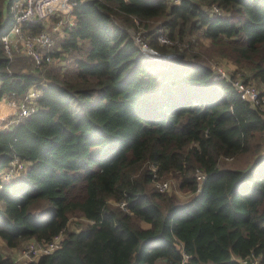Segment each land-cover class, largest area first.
Segmentation results:
<instances>
[{
    "label": "trees",
    "instance_id": "trees-1",
    "mask_svg": "<svg viewBox=\"0 0 264 264\" xmlns=\"http://www.w3.org/2000/svg\"><path fill=\"white\" fill-rule=\"evenodd\" d=\"M15 1L0 8V100L33 85L41 96L33 113L0 127L6 245L64 234L33 264H241L251 256L264 264V109L185 51L201 32L247 67L264 95V0H78L55 53L74 55V74L65 76L48 64L12 69L1 36ZM116 16L160 18L173 43L159 46L151 29L161 56L144 53ZM244 154L254 157L247 168L221 162ZM14 158L27 169L3 182ZM168 176L192 196L159 190L155 181ZM40 198L51 205L44 217L34 211ZM73 213L91 222L70 230ZM8 261L0 250V264Z\"/></svg>",
    "mask_w": 264,
    "mask_h": 264
},
{
    "label": "built area",
    "instance_id": "built-area-1",
    "mask_svg": "<svg viewBox=\"0 0 264 264\" xmlns=\"http://www.w3.org/2000/svg\"><path fill=\"white\" fill-rule=\"evenodd\" d=\"M178 1V0H177ZM78 0H17L11 5L10 12L13 16V23L9 30L1 36L4 52L6 56L13 61V54L15 52H23L34 63L35 67L43 68L45 64H51L56 61H60L64 64V60L61 57L56 56L54 32L65 29L64 34L71 29L76 23V16L74 14L75 7ZM214 12L223 14L214 7ZM56 21L52 25L51 31L43 29L39 32H32L25 29L26 24L42 23L45 27V23L50 21ZM170 39V38H169ZM162 41L166 39L161 37ZM135 43L143 46L145 49L148 45L140 38L135 39ZM173 43L170 40V44ZM181 46V45H180ZM64 56V53H63ZM67 63V62H66ZM11 72V71H9ZM218 77L226 79L233 83L241 98L248 100L252 104L260 105L264 102V95H261L260 89L253 83L246 81L241 77H237L233 80L229 79L225 74L218 73ZM41 96L40 89L33 85L31 86L22 97L15 101L7 102L11 107L17 103L14 116L6 123H2L0 116V127L5 128L13 123H16L26 116L33 113L37 108V99ZM1 105V102H0ZM3 125V126H1ZM13 166H19L20 170L24 172L27 169V163L14 158L9 166L2 171L3 182H8L15 179L18 174L13 178L11 171ZM197 179L201 182L205 175L197 170ZM160 190L164 189L159 185ZM125 203L123 204V208ZM62 237L56 236L52 241H37L33 240L27 247L15 258L10 259L3 264H31L37 260V257L43 254H50L56 248L60 246ZM241 264H260L259 258L256 256L246 257L240 259Z\"/></svg>",
    "mask_w": 264,
    "mask_h": 264
},
{
    "label": "rangeland",
    "instance_id": "rangeland-1",
    "mask_svg": "<svg viewBox=\"0 0 264 264\" xmlns=\"http://www.w3.org/2000/svg\"><path fill=\"white\" fill-rule=\"evenodd\" d=\"M170 4L176 3L177 0H167ZM8 3V0H0V8L6 9V5ZM204 7H206L203 4ZM214 11V8H213ZM119 23H122L125 25L126 30L130 33V35L133 37L134 41L137 38L142 39L147 45L148 48L145 49L141 45H137L140 47L144 53H148V51H153L154 55L161 56L159 53H157L155 50H152L151 44H150V35H151V29H155V33L157 34V44L159 46H165L168 47L170 44V39L163 28V20L162 19H151V20H139L137 18H134L133 21L129 23L127 21L126 17H114ZM56 23V21H50L45 23V29L50 30L52 28V25ZM65 29L62 28L59 32H54V42L55 47L54 49L57 50H63L61 40L65 37L66 33L64 34ZM161 37H164L166 40L162 41ZM190 45L187 48L188 50H185L184 48H180V51H187V53L191 54V58L195 59L194 57L199 58L200 61L205 62L207 65H209L212 70L214 71L215 75L218 76V73H223L225 76H227L229 79L233 80L237 77L246 78L249 77V82H253L258 88L262 87L261 84L254 79L251 76V71L245 67L241 66L233 59H231L226 54V50L222 48L218 43L213 42L209 38L204 37L201 32H196L192 37L188 38ZM81 43V42H80ZM181 47V46H180ZM74 55L73 53H69L67 51L64 52V56L61 57V60H64V64H62L60 61L53 62L51 64L46 65L49 69H55L57 73H60L61 76L65 75H73L75 70V65L73 63ZM67 62V63H66ZM16 68H21L23 70H32L35 65L33 61L27 57L23 52H15L13 54V66ZM44 67V66H43ZM21 96H13V95H5L1 100L0 105V115L1 119L3 121L6 119L5 122L9 121L14 115L17 107V103L12 105L11 107L8 105L7 102L12 100H19ZM262 108L264 109V102L262 104ZM3 126V125H1ZM263 152H264V142H263ZM254 160L253 155H240L236 158H221V162L223 164L230 165L235 168H247L250 163ZM11 171V176L15 178V176L18 174L20 175L22 173V170H20L19 166H13L12 169H9L8 172ZM18 177V176H17ZM16 177V178H17ZM159 185L163 186L164 189L162 191L167 192L170 195H174L178 200L180 201H186L192 196L191 191L186 189L180 188V182L177 177L174 176H168L166 178H161L155 181V186L159 188ZM160 190V188H159ZM111 205H118V202H116L114 199L111 198L110 200ZM125 202H120L119 205L123 207V204ZM126 208V203L124 205ZM51 208V205L46 198H40L39 201L35 204L34 211L37 215L44 217L48 214L49 210ZM91 221L84 218L78 213H73L70 216L69 220V227L70 230H75L79 228H83L86 223H90ZM144 227H148L149 224L146 222L140 223ZM64 234H61L60 237H63ZM33 240L27 241L25 244H23L20 248H11L6 245L3 239L0 238V250L5 256L9 257V260L12 258L17 257L26 247L27 245L32 242ZM38 259V257H37ZM25 264V263H23ZM33 264V263H31Z\"/></svg>",
    "mask_w": 264,
    "mask_h": 264
}]
</instances>
